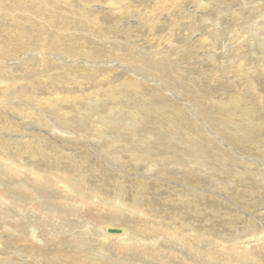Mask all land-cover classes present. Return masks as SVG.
<instances>
[{"label": "rangeland", "instance_id": "374dc122", "mask_svg": "<svg viewBox=\"0 0 264 264\" xmlns=\"http://www.w3.org/2000/svg\"><path fill=\"white\" fill-rule=\"evenodd\" d=\"M95 1H91L90 4L95 5ZM117 1L124 6L132 5L135 9L130 15L116 14L110 6ZM81 3L78 0L70 1L74 9L77 7L82 8ZM98 3L97 5L103 4L104 6L103 11L98 13V16L101 17V23L99 22V24L103 29L100 32L91 33L98 35L101 41H108L115 46L119 45L120 48L107 52L110 48L106 47L104 52L97 45L84 38H77L78 43L88 51L80 48L70 52L61 51L67 54V59L59 55L58 50L52 48L51 42L53 38L56 40L57 37H59L58 41L67 42L69 36L62 35L61 32L79 29L67 25L60 17L61 11H51L45 16H41L33 14L31 10L24 9V4H21L20 0H0V47H5L7 44L8 39L6 40V37L8 33L12 34L10 29L18 27L13 19L15 13L23 18H29L35 22L34 24H37L29 26V29H27L31 37L35 39L42 38L45 44L50 43L51 45L49 50L36 45L29 46L24 49V52L20 53L19 60L26 52L31 51L29 56L32 58L26 66H29L27 72L35 75V85L31 86L32 88L22 90L18 88H12L9 91L2 90L0 91V102L30 98L33 101L30 102V105L43 109L48 119L46 127L43 126L45 133L48 132L47 134L51 136L56 135L57 140L61 141L64 137L74 139L85 132L87 136L91 135L89 137L92 142L103 148V151H105L103 154L110 156L113 153L114 146L112 147L109 144L106 147L107 144L104 145V140L98 132H95L97 130L94 127L85 122H80L76 118L77 111L83 113L100 112L109 115L110 111L107 105L102 103L103 100H106L108 106L113 107L107 121L108 127H103V122L97 123L106 135L108 131L118 125L120 126L119 129L122 128L123 133H128V129L125 128V125H127L129 128L138 131V135L145 137L148 145L154 144L158 149L165 147L166 143L167 146L186 151V153L200 150L199 152L204 153V155H213L219 161H211L214 162L213 166L208 164L209 158L204 157L201 162H197L194 157H189L187 161L190 160L191 164L189 165L186 161L188 168L191 171L198 168L200 169L199 172L202 171L199 175L200 179L193 181L189 178V184H185L182 173H177L178 171L159 172L161 174L159 175V184L155 187L153 180L150 179L153 184L149 183V189L139 193L143 199L141 202L143 205H137L133 200L134 187L132 183L125 184L124 189L120 188L115 184V173L113 171L106 169V172H103L105 167L99 161L100 159L95 162V165L98 163L99 167H96V171H94L96 176L103 181L98 192L88 193L87 190L88 192L85 193V190L79 189L77 183L74 182L75 178H72L75 176L78 183L85 184L82 175L86 172L93 174V167L82 166L80 169H76L75 172L71 168L70 171L73 173L71 175L70 172L64 171L67 170L66 167L69 168V163H62L63 159L59 160L61 174L56 168H44L41 185H39L41 189H37V191L34 189L35 181L31 175H27L28 171H25L24 176L26 179L15 178L11 182L5 183L0 178V194H4H1L0 197L2 204L9 201L20 207L19 203L29 204L35 202L34 205L39 211L42 210V214H46L53 219L52 222L47 223L49 231L41 226L37 219L34 221L28 220L25 223L23 220L21 223L22 232L17 234L14 231L11 232L15 234L14 236L10 232V234H6L3 231L7 229L5 226V224H8L7 219H0V231L5 234L3 238L0 236L1 261L8 264V259L12 256L13 258L16 257L15 252L18 251L22 254L21 248L28 247L26 248L27 254H33L35 258L41 254V257L45 258H36L37 262L34 259L32 261V259L26 258L27 261L32 263L35 261L36 264H54L55 262V264H70L74 260L80 261L81 264L87 263L86 261H88V264H92L89 263L92 261L95 264H264V222L260 232L255 230L253 233L250 232L242 236V234L237 235V232L244 231V221L237 220L234 226H230L228 215L236 210V206L241 208L247 206V210L252 209L255 213L264 208V204H262L264 200L263 154L255 147L251 148L252 151H250V148L237 145L234 139L231 143L222 138L216 132L217 129H221L216 120L209 121L210 124L208 123L209 128L215 133L211 136L210 143L207 136L211 134V131L209 128H205L203 124L198 126L200 131L207 132L208 129L209 132L208 135L205 133L200 138L195 135L196 133H192L193 137L190 138H186L185 133L175 134L174 137H165L170 133L169 128L166 129V126L152 125L153 119H148L150 121L144 122V125L143 123L138 125L127 116L132 107L139 109V112L145 117V108L154 107L155 105L164 106L158 96L151 91V82L144 86L145 89L142 93L134 94L132 92V85H136L133 82L135 81L134 76H144L148 80L154 79L157 84H164L165 88L168 87V90L175 92L174 95H179L186 101L188 100L187 104L191 103L190 106L194 107L195 105L198 114H201L199 115L201 118L199 123L204 120V104L209 109L208 113L214 104L234 105L233 101L243 97L247 98V101L244 104L241 103L239 108L249 107L256 111L249 113V117H246V114L241 111L244 114L242 116L238 109L239 113L234 117L232 115L233 127L239 122H253L251 118H255V121L259 119L262 127L260 131L263 133L264 0H100ZM159 3L164 4L165 8L159 14V17L154 16L153 19L152 15L149 16L150 14L147 13V9L151 10ZM91 8L97 12L95 9L99 7L93 6ZM128 16H131V18ZM41 18L48 23L42 22ZM38 25L43 26L44 29H41ZM234 30H236L237 36L234 34ZM79 31L82 32V30ZM46 34L49 37H46ZM10 44H13L12 40ZM65 46L64 44L63 48ZM216 46H219L220 49ZM221 48H223L222 51ZM129 49L132 52H129ZM117 53L120 54L117 55ZM41 57H44V64L38 67L37 60ZM4 59L0 56V60ZM149 59L156 63L151 65ZM96 61L105 63L104 66L96 68L99 75H104L103 77L100 76L99 79L98 75L89 72L91 68L89 64H86L90 62L92 64ZM116 61L121 62L120 67L110 68L108 63ZM99 63L97 62V65ZM38 69H40L39 72ZM250 74H252L251 79L246 78ZM216 75H218V78H216ZM23 84H26V82ZM113 89L119 95H116V99L107 95V91ZM162 90L163 95L158 94L163 98L173 99V101L178 100L177 97L170 95L168 91ZM192 93L195 94L196 98L199 96L201 102L197 103L195 101L193 105ZM31 106L21 107L19 102L14 105L13 111L11 108L10 111L17 122L22 120L21 122L31 126L32 123L36 122L34 108ZM49 116L63 118V121L59 119L61 121H58V124L55 125L49 119ZM192 116L194 117L193 114ZM66 123H70V125ZM245 126L241 129L250 136L252 132L247 128V125ZM68 127L71 131L75 130L71 135L63 133V131L67 132L66 128ZM148 135L155 137H153V143ZM226 136L229 140L232 139V136ZM115 137L116 135L113 133L111 138L115 140L116 144L121 145L122 142ZM48 139L51 140L50 137ZM60 141H56V143ZM75 143L74 140H71L73 146ZM77 143L79 144V142ZM41 144L48 153H53L55 149L53 145H50L49 142L48 144L43 142ZM98 148L96 149L100 152ZM56 152L57 154L60 153L57 150ZM56 152L54 151V154ZM214 152L216 154H213ZM222 154L225 156H222ZM120 155L115 154L116 157H119L120 163L124 160L125 162L128 161L130 156L126 152ZM245 155L251 160H245L243 157ZM167 156L171 157L170 155ZM149 160L151 164L154 162L152 159ZM169 160L173 162L172 159ZM222 161L227 163L226 167L221 166L220 162ZM17 162L29 166V168L33 165V162H30L27 158L24 161ZM151 164L148 165L142 160L137 163L138 168L148 169V174L151 173V169L155 171L159 169V167H151ZM177 166L173 163L171 165L174 169ZM216 170H219L218 177H212V173H217ZM163 178L167 180L160 181ZM155 180L158 181V179ZM62 181H67V185H60ZM197 181L199 182L197 183ZM90 182L96 184L97 181L92 179ZM36 184L38 185V183ZM69 185L73 188L67 191ZM183 185L193 188V191L200 189L207 195H203V198L200 196L201 194H197L191 200L194 202H190L192 196H189L190 198L180 196L182 195L181 192L185 191ZM26 191L27 198L24 200L21 194ZM106 191L108 194H104ZM257 196L263 198L262 202L257 199ZM256 202H258L257 205L254 204ZM245 203L248 205H244ZM85 204L86 207H84ZM148 204L151 210L146 211L145 206ZM135 207L144 209L136 210ZM217 210L219 212H216ZM102 211L104 212L101 213ZM106 211L112 217H106ZM16 212L12 210V219L19 216ZM34 216L36 218L39 214H34ZM94 224H97L96 227L100 225L122 227L127 230L128 236L120 239L114 238V236L111 237V235L109 236L104 231L102 232L99 228H96ZM8 225L15 227L17 223L11 224L9 222ZM51 229L59 232V238L48 235ZM79 232L83 234H77ZM18 235H20L19 241L24 246L16 245ZM8 239L17 242H12L11 245L8 243L10 247L9 245L6 247ZM1 241H4L3 244H1ZM258 244L260 245L255 252L253 251V256L259 254L261 262L254 261L251 256L246 259L240 258L238 253L233 252V248L239 249L244 246ZM12 249L14 251L9 252ZM84 254L85 256H83ZM257 257L254 256L255 259ZM41 260L43 263H41ZM77 264L80 263L77 262Z\"/></svg>", "mask_w": 264, "mask_h": 264}, {"label": "bare ground", "instance_id": "6f19581e", "mask_svg": "<svg viewBox=\"0 0 264 264\" xmlns=\"http://www.w3.org/2000/svg\"><path fill=\"white\" fill-rule=\"evenodd\" d=\"M70 1L71 0H20L21 4H24L23 8L33 11V14H39L41 16H45L46 14H48L51 11L56 12L59 10V11H61L60 17L64 20V22L67 25H69L75 29L82 30V32L79 30H71V31L61 32L62 35L69 36V38H68L69 40L67 42L58 41L57 39L59 37H57L56 40L53 38V41L51 42V45L53 46L52 48L58 50L57 52L60 53L59 55H61L63 57H66V55H67V54H65V52L74 51L77 48L88 51L83 45H80V43H78V40H76L77 38H84L85 40L89 41L90 43L97 45L100 48V50L104 51V52H105L106 47L110 48V50L107 52H110V51H113L115 49L120 48L119 45L115 46V45L109 43L108 41H101L98 35L91 33V32H100L103 29L99 24V22L101 21V17L98 16V13L102 12L103 7H104L103 4L97 5V3L100 2V0L99 1L98 0L97 1H95V0H78V1H80V3L82 2L81 3L82 8L77 7L76 9H74L72 7V5L70 4ZM91 1H95L96 4L95 5L90 4ZM156 5H155V7H152L151 10L147 9V13L150 14L149 16L152 15L153 19H154V16L159 17V14L161 12H163V10L165 8V6H163L164 4L162 5L159 3L157 6ZM93 6L96 8L99 7L97 9H95L97 12H95L94 9L91 8ZM221 6H223V5H221ZM110 8L116 14L119 13L121 15H123V14L124 15H130V13H132L133 10L135 9V7L132 5H125L124 6V5L120 4V2H118V1L115 4L112 3ZM109 11H111V10H109ZM13 15H14L13 19L15 20V23L18 25V27H15L14 29H10L12 34L8 33V35L6 37V40L8 39L7 44L5 45V47L4 46L0 47V56L5 58L4 60H0V91H2V90L3 91H9L12 88H18L19 90H22L24 88H32L31 86L35 85V77H34L35 75H34V73L27 72L29 66H26L27 62L31 61L32 57L29 56L31 54V51L26 52L25 55L23 57H21L19 60L18 58L20 57V53L24 52V49H26V47L33 46V45H36V46H38L42 49H46V50L51 49L50 43L45 44L44 39H42V38H36L35 39L28 34L27 29H29V26L37 25V24H34L35 22L30 20L29 18H23L22 16H20L16 13ZM128 17L131 18V16H128ZM41 20H42V22L48 23L43 18H41ZM120 21H121V19H120ZM38 26H40L41 29H44L43 26H41V25H38ZM234 34H236V36H237L236 30H234ZM45 36L49 37L48 34H46ZM11 40H12L13 44H10ZM64 44L66 46L63 48ZM45 47H48V48H45ZM216 48L220 49L219 46H216ZM222 50H223V48H221V51ZM61 51H65V52H61ZM128 51L132 52L131 49H129ZM120 53H117V55H119ZM233 56H234V54H233ZM140 60H143V59H140ZM150 60H152V59H149V63L151 65L156 63V62H152ZM97 62H100L99 65H97ZM137 62H138V60H137ZM90 63H86V64H89V67L92 70V71L89 70V72L91 74L93 73V74L98 75L99 76L98 79L100 78V76L103 77L104 75L98 74V71L96 70V68H98L99 66H104L105 63L102 61H96L92 64H90ZM43 64H44V57H41L37 60V66L41 67ZM108 64H109L110 68H116V67H120L121 62L116 61V62H110ZM114 65H117V66H114ZM39 70L40 69H38V72H39ZM251 75L252 74L247 75L246 78L247 77L250 78ZM134 77H135L134 78L135 81H133V82L136 83V85H132V92L134 94L142 93V91H144V89H145L144 86H146L148 82H151V85H150L152 88L151 91L158 96V99L161 101V104L164 105L163 107L155 105L154 107L145 108V113H144L146 115L145 117L142 116V114L139 112V109H137L136 107H132V109L128 112L127 116L130 117L131 121H133L135 124L139 125V124L143 123V125H144L148 121V119H153L154 122L152 123V125L157 124L158 126H161V127L166 126V129L169 128L168 130L170 131V133H168V135H166L165 137H174L175 134L185 133L186 134L185 136H187L186 138H188V137L190 138V137H193L192 133H196L195 135H197V137L200 138L205 133H207V135H208L209 131H208V129H207V132H204V131L202 132V130L200 131V129L198 127L199 124H203V126H205V128H209V126H208L209 121L213 122L212 120H216V121H218L219 125L221 126V129H217L216 132L219 133L222 136V138H225V140H228L231 143L233 142V139H234V141L236 142L237 145L242 146L244 148H250L251 149V148L255 147L261 154H263L262 157H264V132L261 133V131H260V130H262V127L260 126L259 119L257 120V118H256L257 121H255V118H251V120L253 119V122L243 121V123L242 122H239L238 124L235 123L236 126L233 127L232 115L234 117L235 115H237L240 112L242 116H244V114H246V117H249V113H253L256 111V110L251 109L249 107H246V108L244 107L241 109L239 108V105L241 103L244 104V102L247 101V98H244V97L240 98L239 100H237L238 102L233 101L234 105L214 104L213 108L210 109V111L208 113H207V111L209 109L204 104L203 105V107L205 108V112L203 113L204 120L202 119L203 121L199 123V121H201V118L199 117V115H201V114H198L196 107L194 105L195 101L197 103L201 102L200 98H198L199 96H197V98H196L195 94L192 93L193 96H191V97H192V101H193V105H194V107H192L189 105L191 103L187 104L188 100L186 101L184 98H182L179 95L178 96L174 95L173 93H175V92L168 90V87L165 88L164 84H161V83L157 84L156 83L157 81H154V79L148 80V79L144 78V76H134ZM216 78H218V75H216ZM141 79H143L144 81H142ZM25 82H26V84H23ZM162 89H164L165 91H168V93L170 95L172 94L173 96L177 97L178 100L173 101V99L170 100V99L163 98L161 96V95H163ZM158 93L161 95H159ZM107 95L113 96L114 99H116L117 96H119L115 89H113L109 92L107 91ZM100 96H101V93H100ZM175 97H172V98H175ZM23 99H25L26 101H24ZM23 99L15 100V101L9 100V101L0 102V178H2L1 180H4L5 183L11 182L15 178H25V176H24L25 171H28L29 173L27 175H31L32 179L35 181L34 182V189H35V191H37V189H41L39 185H41L42 176L44 173V168H46V167L52 168L53 167V168L58 169L57 171L60 172V171H62V170H60L61 169L60 161H61V159H63V161H61L62 163H65V162L69 163V168L66 167V169L68 171L67 170H64V171L67 173L70 172L71 175L73 174L70 171L71 168L75 172L76 169H80L82 166L93 167V171H92L93 174L86 172L82 175V180L85 181V184L78 183L77 177H75V176H73V177L71 176V177L75 178L74 182L77 183L79 189L85 190V193H87L88 191H89L88 193L98 192L103 181L100 180V178H98V176H96L94 171H96V169H95L96 167H99V164L97 163L95 165V162L100 159L99 161L105 167V168H103L104 173L106 172V169L111 170L115 173V180H116L115 184L116 185H118V186H120V188L124 189V187H126L125 184L132 183V186L134 187L133 200L138 205V204H142L141 202L143 200L139 193L144 192V190L149 189L148 188L149 183L152 185L154 182L155 187L159 184V177H160L159 175H161L159 172L166 173L167 170L172 171V172L178 171L177 173H182V175H183L182 179H185V181H184L185 184L186 183L189 184V182H188L189 178L193 179V181L198 180V179H200L199 175L202 172V171L199 172V170H200L199 168L194 169L192 171L188 168L189 166H187L186 161L189 159V157H194L197 162H201V159L204 157L206 159L209 158L210 161L208 162V164L209 165L212 164L213 166H214V162L219 161V159L214 157L213 155H210V154L204 155V153L199 152L200 150L199 151H193L192 153H186V151H181V150H178L176 148L174 149L172 147H169V146H167L166 143H165V147L158 149L154 144L148 145L145 137H143L142 135H138V133H137L138 131L133 130V128H131V127L129 128V126H127V125H125V128H126V130L128 129V133H123L121 130L122 128L119 129L120 126L118 125V126H115V128H113L112 130L108 131L107 132L108 134L106 135L105 132L100 127V125H97V123L103 122V127H105V128L108 127L107 121L109 119L110 113L113 110V107L108 106L106 100H103L102 103L107 105V107L110 111L108 113L109 115H105V114L100 113V112L83 113L81 111H77L76 118L78 119V121L85 122L88 125L94 127L95 130H97L95 132H98L100 134V137L104 140V145L107 144L106 147L109 146V144L112 147L114 146L113 153L110 156L103 154L105 152V151H103V148L97 146L98 144L92 142L91 138L89 137L91 135L87 136V133H85V132L80 134L79 137H76L74 139L73 138L67 139L64 137L60 141L59 139L57 140L56 135L51 136V135L47 134L48 132L47 133L44 132L43 126L46 127V123H47L48 119L45 116L43 109H41L40 107L36 108L34 106H31L30 102H33V101L30 98L29 99L23 98ZM201 99H203V98L201 97ZM203 101H205V100H203ZM19 102L21 103V107H24V106L30 107L31 106L34 108V113L36 116L35 117L36 122L32 123L31 126L27 125L26 123L21 122L22 120L20 122H17L13 117V114L10 111V108L12 110L14 108V105L19 103ZM37 102H39V101H37ZM210 104H211V101H210ZM164 107H166V108H164ZM238 109H239V112H238ZM241 111L244 114H242ZM192 114L194 115V117L192 116ZM49 119L52 120V123H54L55 125L58 124V121H61V120L63 121V118H55V117H51V116H49ZM59 119H61V120H59ZM128 121H129V118H128ZM66 124L70 125V123H66ZM245 125H247L248 126L247 128L250 129V131L252 132V134L250 136H248V134L245 133L241 129L242 127H246ZM121 126H123V124ZM66 129H67L66 130L67 132L63 131V133L71 135V133H74L73 131H75V130L71 131L69 127ZM210 131H211V134L207 136L208 137L207 140H208V142L211 143V140H212L211 136H213V134H215V133H213L212 129H210ZM113 133H114V135H116L115 138L122 142L121 145L116 144L115 140H113L111 138ZM233 133L235 134L234 136H233ZM127 134H128V137H127ZM226 135L232 136V139L229 140ZM30 136H32V138H30ZM49 137L51 138V140L48 139ZM148 137L153 143L154 142V139H153L154 136L152 137V136L148 135ZM165 137H164V139H165ZM71 140H74V142H76L74 146L71 144ZM56 141H60V142L56 143ZM42 142L47 143V144L49 142L50 145H53V148H55L53 150V153H48L45 150V148L43 147V145L41 144ZM77 142H79V144ZM96 148L100 149V152ZM155 148H156V150H155ZM56 150L59 151L60 153L57 154ZM54 151L56 152V154H54ZM97 151H98V153H97ZM250 151H252V149ZM125 152L130 155L129 159L126 162L123 159L124 161L123 162L121 161L122 163H120L118 156L121 153H125ZM115 154H117L118 156L116 157ZM213 154H216V152H214ZM219 154H221V153H219ZM167 155H170L171 157H169ZM222 156H225V155L222 154ZM243 157L245 158V160L246 159L251 160V158L247 157L246 155ZM25 158H27L30 162H33V165L31 166V168H29V166H25V165L17 162V161H24ZM140 159L142 161H145L146 164H148V165L151 164L149 159H152L154 162L151 164V167H153V166L157 167V168L159 167L158 171L156 170L157 171L156 172L155 170L151 169V173L148 174L149 173L148 169L143 168V167L138 168L137 163H139V161L141 162ZM169 159H172L173 162ZM168 161H170V163H168ZM189 161H187V162L190 165L191 163ZM211 161H214V162H211ZM172 163L175 165H178L176 167V169L171 167ZM220 164L222 167L227 166V163L225 161L220 162ZM245 166L250 167L248 165H245ZM262 166L264 167V164H262ZM210 169H211V167H210ZM245 169L248 170L247 168H245ZM152 171H154V172H152ZM260 171H262V170H260ZM216 172H217L216 174L212 173L213 174L212 177H218L219 170L218 171L216 170ZM245 172H247V171H245ZM15 174H17V176L14 177ZM60 174H61V172H60ZM174 174H176V173H174ZM208 174H209V171H208ZM99 177H100V174H99ZM92 179H94V180L96 179V181H97L96 184H92L90 182V180H92ZM129 179H130V181H129ZM150 179L153 180V182L150 181ZM155 179H158V181ZM70 180H73V179H70ZM164 180H167V179L163 178V180H160V181L163 182ZM66 182L67 181H62V182H60V185L66 186L67 185ZM198 182L199 181H197V183ZM36 183H38V185ZM184 187H185V191H182L181 192L182 195H180V196H183V198L192 196V198L189 197L190 202H194L191 200L194 197H196L197 194H201L200 196L203 198H204L203 195H207V194H204L203 191H200V189L193 191V188H190L188 186H184ZM71 188H73V187H71L69 185V188L67 187V191L71 190ZM2 189H3V187H2ZM64 189H65V187H64ZM3 190H5V189H3ZM124 192H125V190H124ZM183 192H185V193H183ZM26 193H27V191L24 192V194H21L22 199H24V200H26V198H27V195H25ZM102 193H104V192H102ZM1 194H0V197H1ZM104 194H108V192L106 191V193H104ZM214 194L216 195V193H214ZM2 195H4V194H2ZM66 197L68 198V196H66ZM257 199L260 202H262V200H263V198H261L260 196H257ZM3 204H5V205H3ZM3 204L1 203V199H0V219L1 220H2V218H3V220L7 219L8 224H9V222L11 224H13L14 222L17 223V225L15 227H13L12 225L10 226L8 224H5L7 229H4L3 231L6 232V234H10L13 231L16 234L22 232L21 231V226H22L21 223L23 222V220L25 223L28 220L34 221L35 219H37L38 223L41 224V226H43L44 228L47 229V231H49L47 228V223L52 222L53 219L46 214H42L41 213L42 210L39 211L38 208L34 205L35 202H30L29 204L19 203L20 207L15 206L13 203H11L9 201L7 203L5 202ZM254 204L257 205L258 202L254 203ZM262 204H264V200H263ZM244 205H248V204L245 203ZM84 207H86V204L84 205ZM145 207L147 208L146 211L148 209L151 210V207L149 204ZM246 207L244 206L241 208L239 206H236L235 207L236 210L233 212H230V214H228L229 219H230V221H229L230 226L231 225L234 226V223L237 220H243L244 221V228H243L244 231L243 232H240V231L237 232V235H239V234H242V236L247 235L250 232L253 233L255 230L260 232L262 227H263L264 208L260 209V211H258V209H257L258 212L255 213L252 209L247 210ZM75 209H77V208H75ZM134 209L139 210V209H144V208L135 207ZM254 209H256V208H254ZM12 210H14L15 212L17 211L16 213L19 214V216L16 219H12V217H13L12 216ZM105 210H107V209H105ZM115 210H113V211H115ZM110 211H112V210H110ZM117 211H118V209H117ZM103 212L104 211H102L101 213H103ZM216 212H219V211L217 210ZM37 213L39 214V216H37L35 218L34 214H37ZM90 213H91V211H90ZM112 214L114 215V213H112ZM120 214H122V213L120 212ZM102 216H104V215H102ZM107 216L112 217V215L107 214V211H106V217ZM117 217H119V216H117ZM63 223H65V222H63ZM83 225H84V223H83ZM96 225L97 224H94L95 227H96ZM96 228H99L102 232L104 231L109 236L111 235V237L114 236V238L120 239V238H126L128 236L127 230L123 229L122 227H112V226H108V225H100L99 227H96ZM110 229H117V230H120V232H118V231L112 232V231H110ZM84 231H85V229H84ZM86 231H88V230H86ZM81 232H79L77 234H80ZM94 233H95V231H94ZM11 234L13 236L15 235L13 233H11ZM58 234H59L58 231H53L52 229H51V232L48 233V235L51 237H58L59 238L60 234H59V236H58ZM82 234L83 233H81L80 235H82ZM4 235L5 234L1 233V231H0L1 238H3ZM20 235H18L19 238H18V243L16 245L18 246V244H19V246H24V244L21 241H19ZM259 235H261V234H259ZM9 237L10 236L8 235V238ZM12 238H14V237H12ZM1 242H2L1 244H3L4 241H1ZM12 242H17V241H13L12 239H8L6 247H8L9 244L11 245ZM10 245H9V247H10ZM259 245L260 244L252 245V246L248 245V246L241 247L239 249L233 248L234 249L233 252L238 253L240 255V258L246 259L249 256H251L254 261L256 260L257 262H261V257L259 256V254H254V256H258L256 259L253 256V251L255 252ZM2 247H4V246H2ZM11 248H12V246H11ZM26 248H28V247L21 248L22 250L19 249L20 251H22V254H20L18 251L15 252V256H16L15 258H13V256L10 253L12 258L8 259V261H7L8 264H24V263H28V262L30 264H36L35 263V261L37 262L36 258L45 259V258L41 257L42 256L41 254H39L36 258L33 257L34 256L33 254H30V253L27 254L28 252H27ZM3 249H1V250L4 251ZM5 250H7V249H5ZM43 250H42V252H44ZM13 251H14V249L10 250L9 252H13ZM23 253H26V254H23ZM83 256H85V254ZM6 258H8V257H6ZM26 258H30V259H32V261L34 259L35 261L32 263L31 261H27L28 259H26ZM1 260L2 259H0V261ZM85 260H86V258H85ZM77 262L81 264L80 261H76V260H74L73 262L71 261L70 264H77ZM86 262L87 263H85V264H88V261H86ZM0 263L6 264L5 261H3V262L1 261ZM41 263H43V261ZM89 263L95 264V263H93V261L89 262Z\"/></svg>", "mask_w": 264, "mask_h": 264}, {"label": "water", "instance_id": "95a60500", "mask_svg": "<svg viewBox=\"0 0 264 264\" xmlns=\"http://www.w3.org/2000/svg\"><path fill=\"white\" fill-rule=\"evenodd\" d=\"M110 231H112V232H120V230H117V229H110Z\"/></svg>", "mask_w": 264, "mask_h": 264}]
</instances>
